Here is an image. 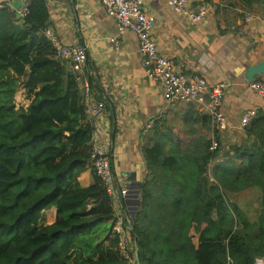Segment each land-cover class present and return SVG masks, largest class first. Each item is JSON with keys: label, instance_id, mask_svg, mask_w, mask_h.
<instances>
[{"label": "trees", "instance_id": "1", "mask_svg": "<svg viewBox=\"0 0 264 264\" xmlns=\"http://www.w3.org/2000/svg\"><path fill=\"white\" fill-rule=\"evenodd\" d=\"M27 1L22 18L0 5V264H129L112 233L111 197L94 175L91 185L78 183L90 167L92 126L68 63L55 57L44 34L46 0ZM242 2L250 7L256 0ZM19 87L30 102L16 110ZM244 136L211 173L217 137L218 148L207 145L202 153H166L157 142L143 149L151 177L141 187L132 225L139 264H254L264 258L262 111ZM250 188L260 193L255 218L227 197ZM50 208L55 221L39 225ZM202 224L195 246L190 230Z\"/></svg>", "mask_w": 264, "mask_h": 264}, {"label": "crops", "instance_id": "2", "mask_svg": "<svg viewBox=\"0 0 264 264\" xmlns=\"http://www.w3.org/2000/svg\"><path fill=\"white\" fill-rule=\"evenodd\" d=\"M26 1L0 0V5L17 14ZM188 1L192 9L203 6L206 16L191 21L185 13L173 11L166 0H144L143 9L154 23L152 37L158 55L170 60L177 72L198 74L210 84L224 86L222 110L227 127L221 133H216L202 111L206 97L189 103L164 100L160 87L144 73L134 32L125 31L118 46L113 45L110 38L116 34V23L99 0H46L52 37L63 46H81L88 55L86 76L90 70L96 87L92 97L105 100L103 113L90 124L111 143V167L123 191L122 198L117 196L118 210L131 225L139 209L141 187L147 176L151 177L146 170L145 147L157 142L166 153H202L207 145L213 151L211 146L217 137L220 148L208 163L211 173L244 139V131L239 128L241 115L252 109L264 113V100L254 94L245 78V69L264 58V0H256L250 7L242 0ZM254 81L264 82V74ZM21 92L25 94L24 88ZM29 102L20 104L25 109ZM93 175L87 168L77 178L79 185H91ZM246 191L253 190L227 197L238 205L239 195ZM55 215L54 208L43 211L39 225L53 223ZM205 226L202 224L199 231L191 228L195 246ZM129 264H136L134 251Z\"/></svg>", "mask_w": 264, "mask_h": 264}, {"label": "built area", "instance_id": "3", "mask_svg": "<svg viewBox=\"0 0 264 264\" xmlns=\"http://www.w3.org/2000/svg\"><path fill=\"white\" fill-rule=\"evenodd\" d=\"M144 0H99L105 13L112 17L116 23V34L110 38L115 47L125 31L135 33L138 40V50L141 57V66L147 77L152 79L162 91L164 100L172 103H189L199 101L206 97L202 111L210 119L216 133L226 130L227 122L223 113L224 86L221 83H208L198 74L187 75L177 72L172 62L160 55L156 50V43L152 37L153 20L149 18L143 9ZM169 7L177 13H185L191 21H199L206 16L203 6L192 9L188 0H166ZM28 1L17 12V18L27 15ZM44 34L52 41L55 49V57L68 63V69L78 84L81 97L85 105L86 120L91 123L93 118L100 116L105 108L103 99L94 100L91 92V84L85 71V49L81 46H63L52 37L47 28ZM250 89L258 97L264 100V82L253 81ZM27 107V106H26ZM20 108H23L22 106ZM255 109L244 112L239 121V128L244 131L251 120L256 116ZM150 128V124L146 125ZM90 168L106 193L112 199L114 216L112 219V233L118 238V248L125 259H130L134 251V242L130 232L131 221L125 214L118 210L119 200L117 196L123 195V191L117 190L115 175L112 170L111 143L103 138L97 128L92 127L90 136ZM218 148L216 141L211 149ZM122 198V197H121ZM141 197L139 198L140 201ZM254 264H264V258H258Z\"/></svg>", "mask_w": 264, "mask_h": 264}, {"label": "rangeland", "instance_id": "4", "mask_svg": "<svg viewBox=\"0 0 264 264\" xmlns=\"http://www.w3.org/2000/svg\"><path fill=\"white\" fill-rule=\"evenodd\" d=\"M85 71H86V67H85ZM87 72H88V69H87ZM22 88L19 87L17 89L15 95H14V106H15L16 110L20 109L21 101H23V100L29 101V99H27L28 96L21 92ZM209 176H210V174H209ZM209 179L211 182L214 183L213 178H211V176L209 177ZM252 190L253 191H246V192L241 193L238 197V201H239L241 208L246 212L247 216L250 218H252V217L255 218L258 214L259 207H260L259 206L260 193L257 190H255L254 188H252ZM235 198H237V197H235Z\"/></svg>", "mask_w": 264, "mask_h": 264}, {"label": "water", "instance_id": "5", "mask_svg": "<svg viewBox=\"0 0 264 264\" xmlns=\"http://www.w3.org/2000/svg\"><path fill=\"white\" fill-rule=\"evenodd\" d=\"M12 16L14 18H17V15L15 13ZM19 21L22 22L21 19ZM85 65H86V67L90 68V63H89V60H88L87 53H85ZM263 74H264V58L261 61L257 62L256 64H254V65H249L245 69V78H246L248 83L253 82L255 77H260ZM88 78H89L91 86L92 87L95 86L94 83H93V80H92V72L90 70L88 72ZM117 189H119V187H117ZM130 232H131V235L133 237L134 234H133V228H132L131 224H130ZM133 242H134V258H135V262H136V264H139L137 245H136V242L134 240H133Z\"/></svg>", "mask_w": 264, "mask_h": 264}]
</instances>
